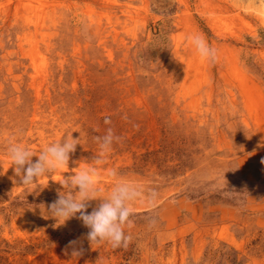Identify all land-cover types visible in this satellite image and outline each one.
<instances>
[{"label":"rangeland","instance_id":"obj_1","mask_svg":"<svg viewBox=\"0 0 264 264\" xmlns=\"http://www.w3.org/2000/svg\"><path fill=\"white\" fill-rule=\"evenodd\" d=\"M109 127L123 140L98 196L116 169L145 197L119 249L46 210ZM71 133L68 167L20 185L9 143L39 154ZM262 161L264 0H0V264H264Z\"/></svg>","mask_w":264,"mask_h":264},{"label":"clouds","instance_id":"obj_2","mask_svg":"<svg viewBox=\"0 0 264 264\" xmlns=\"http://www.w3.org/2000/svg\"><path fill=\"white\" fill-rule=\"evenodd\" d=\"M195 47L201 59L210 63L218 59L217 50L212 47L200 34L187 38ZM105 124H110V118L106 117ZM99 145V154L94 166H88L81 171L64 178V194L58 193V198L47 206L48 218H54L59 225L65 224L69 219L76 217L89 229L86 239L89 244H103L107 242L113 249L127 248L132 237L125 231L134 225L132 217L135 215L134 205L144 199L142 189L134 182L118 176L116 169L107 171V175L114 180L111 192L104 197L98 196V179L100 171L96 166L104 163V157L109 154L114 144L121 143L123 138L114 133L109 127L103 136L94 137ZM80 144L79 138H73L72 133L62 141L52 143L43 148L39 154H34L27 147L18 142H10L7 154L11 161L14 173L19 177V184L34 188L36 181L46 174L56 172L68 167L70 156ZM38 159L35 161L33 157ZM264 163V161H262ZM98 200L99 203L89 213L90 202ZM157 220L154 217L148 219L149 227L155 226ZM79 241L69 242L72 248V256H80L82 250H77Z\"/></svg>","mask_w":264,"mask_h":264},{"label":"bare ground","instance_id":"obj_3","mask_svg":"<svg viewBox=\"0 0 264 264\" xmlns=\"http://www.w3.org/2000/svg\"><path fill=\"white\" fill-rule=\"evenodd\" d=\"M146 201V200H145ZM134 208H135V210H141V209H143V208H145V205H144V201L142 202H137L135 205H134Z\"/></svg>","mask_w":264,"mask_h":264}]
</instances>
